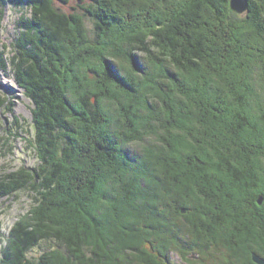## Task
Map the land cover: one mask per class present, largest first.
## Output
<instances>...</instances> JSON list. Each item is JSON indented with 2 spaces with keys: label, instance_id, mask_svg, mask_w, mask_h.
Instances as JSON below:
<instances>
[{
  "label": "trees",
  "instance_id": "trees-1",
  "mask_svg": "<svg viewBox=\"0 0 264 264\" xmlns=\"http://www.w3.org/2000/svg\"><path fill=\"white\" fill-rule=\"evenodd\" d=\"M11 1L30 13L0 70L34 103L39 163L7 176L34 203L1 264L264 259V0Z\"/></svg>",
  "mask_w": 264,
  "mask_h": 264
},
{
  "label": "rangeland",
  "instance_id": "rangeland-1",
  "mask_svg": "<svg viewBox=\"0 0 264 264\" xmlns=\"http://www.w3.org/2000/svg\"><path fill=\"white\" fill-rule=\"evenodd\" d=\"M87 3H76L72 0L70 3L64 5L56 4L61 12L71 14L77 13L84 16V6ZM249 6V3H248ZM74 8V10H73ZM230 8V0H229ZM4 18L2 27L0 29V50L4 52V57L11 56L12 46L19 29L16 26L17 20L22 14L30 13L29 9L16 7L11 1L3 3ZM231 10V8H230ZM232 11V10H231ZM234 12V11H232ZM239 17L244 18L247 14L237 13ZM88 36L94 37L95 21L89 16L83 18ZM2 76L13 81L8 85L2 84ZM11 90V91H10ZM0 96L6 99V104L0 109V264L2 260V251L8 245V238L10 236L12 226L22 217H24L31 209L34 203L31 194L27 191H17L13 195H1L10 188V181L8 177L11 173L17 172L22 168L33 169L39 163L37 156V147L34 142V128L33 115L35 109L31 98L26 94V91L20 87L10 71L7 73L0 70ZM259 200V199H258ZM261 205L263 203L259 204ZM183 211V210H182ZM185 212V211H184ZM56 245L50 242L40 243L34 247L28 254L31 259L39 258L44 252H50L49 249ZM180 257H173L178 264H197V255L192 254L188 256V262L179 259ZM253 261V260H252Z\"/></svg>",
  "mask_w": 264,
  "mask_h": 264
},
{
  "label": "water",
  "instance_id": "water-1",
  "mask_svg": "<svg viewBox=\"0 0 264 264\" xmlns=\"http://www.w3.org/2000/svg\"><path fill=\"white\" fill-rule=\"evenodd\" d=\"M230 8L237 13L248 12V0H230ZM39 44L41 45V42H39ZM258 201V203L261 204L262 198L260 197ZM182 213H184V210ZM252 260L255 264H264V259L255 253L252 254Z\"/></svg>",
  "mask_w": 264,
  "mask_h": 264
},
{
  "label": "bare ground",
  "instance_id": "bare-ground-1",
  "mask_svg": "<svg viewBox=\"0 0 264 264\" xmlns=\"http://www.w3.org/2000/svg\"><path fill=\"white\" fill-rule=\"evenodd\" d=\"M174 11V10H173ZM9 78H6L5 76H2V84H4V85H8V83H12L13 81H11V79L10 80H8ZM11 91V90H10ZM131 106V105H130ZM219 137V136H218Z\"/></svg>",
  "mask_w": 264,
  "mask_h": 264
}]
</instances>
